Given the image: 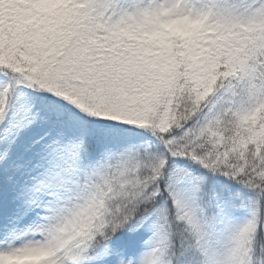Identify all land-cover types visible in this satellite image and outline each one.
<instances>
[{
    "label": "snow or ice",
    "instance_id": "1",
    "mask_svg": "<svg viewBox=\"0 0 264 264\" xmlns=\"http://www.w3.org/2000/svg\"><path fill=\"white\" fill-rule=\"evenodd\" d=\"M0 264H264V0H0Z\"/></svg>",
    "mask_w": 264,
    "mask_h": 264
}]
</instances>
